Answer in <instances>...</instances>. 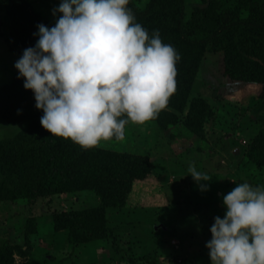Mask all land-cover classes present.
I'll return each mask as SVG.
<instances>
[{
	"label": "rangeland",
	"instance_id": "obj_1",
	"mask_svg": "<svg viewBox=\"0 0 264 264\" xmlns=\"http://www.w3.org/2000/svg\"><path fill=\"white\" fill-rule=\"evenodd\" d=\"M27 1L52 24L61 14L52 12L60 0ZM148 1L134 3L142 10ZM197 7H208L211 18L226 11L246 17L264 0H185L186 21L195 20ZM8 26L0 4V187L14 192L31 179L26 152L43 126V110L17 76L21 55L10 48ZM159 34L180 54L168 102L149 120H128L123 138L89 147L76 142L84 168L71 190L0 199V264H211L206 241L214 217L225 213L223 194L244 180L264 185V76L247 73L223 52ZM87 162L94 163L91 176ZM193 163L207 173L205 190L188 173ZM110 165L133 175L110 178L104 172ZM96 209L107 228L99 241H79L55 217Z\"/></svg>",
	"mask_w": 264,
	"mask_h": 264
},
{
	"label": "clouds",
	"instance_id": "obj_2",
	"mask_svg": "<svg viewBox=\"0 0 264 264\" xmlns=\"http://www.w3.org/2000/svg\"><path fill=\"white\" fill-rule=\"evenodd\" d=\"M127 4L60 0L55 23L39 22L34 45L14 62L51 134L84 147L123 138L128 120L153 118L174 92L179 52ZM188 173L198 183L209 179L194 163ZM222 203L225 213L214 217L206 241L211 264H264V185L236 183Z\"/></svg>",
	"mask_w": 264,
	"mask_h": 264
},
{
	"label": "trees",
	"instance_id": "obj_3",
	"mask_svg": "<svg viewBox=\"0 0 264 264\" xmlns=\"http://www.w3.org/2000/svg\"><path fill=\"white\" fill-rule=\"evenodd\" d=\"M0 4L9 20L10 48L19 55H22L25 47L34 45L38 37L33 34L37 32L39 22L52 25L27 0H0ZM127 7L132 9L136 21L146 27L150 34L153 29H159L162 35L171 37L175 44L199 49L208 47L211 52H223L227 58L238 61L247 73L256 77L264 76V8L253 10L254 14L246 17L226 11L211 18L208 7H197L195 20L186 21L185 0H149L142 10L136 8L134 0H128ZM211 19L215 21L209 23ZM192 31L202 34L194 38L191 36ZM185 87L181 89L184 91ZM22 114L21 111L19 115ZM30 139L26 157L31 165V179L25 188L16 189L18 191L0 187V199H10L13 195L48 196L71 190L79 182L77 170L84 167L74 153L75 148H80L75 141L69 143L71 138L51 134L43 126L35 130ZM85 166L89 176L96 173L94 163L87 162ZM108 168L112 172L108 169L104 172L111 174L110 178L122 179L132 174L127 167L121 169L110 165ZM98 211L63 212L55 217L62 226L69 227L79 241H99L105 239L107 228L106 221H102L99 215L95 216Z\"/></svg>",
	"mask_w": 264,
	"mask_h": 264
}]
</instances>
